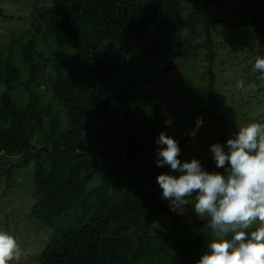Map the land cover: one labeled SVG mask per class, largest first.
<instances>
[{
  "label": "trees",
  "instance_id": "obj_1",
  "mask_svg": "<svg viewBox=\"0 0 264 264\" xmlns=\"http://www.w3.org/2000/svg\"><path fill=\"white\" fill-rule=\"evenodd\" d=\"M182 1L50 0L31 12L36 15L34 30L49 53L40 51L34 40L20 45V38L12 36L0 51V154L23 155L19 167L34 163L31 215L50 230L37 257L40 264H162L167 258L170 264H197L212 239L201 231L205 221L182 224L151 190L166 165L156 166V147L141 132L159 127L161 121L132 115L128 101L129 94H138L135 90L126 94L117 89L113 99L108 95L122 62L136 48L148 52L149 64H155V58L183 59L195 49L206 50L209 62L214 59L211 31L217 20L208 18V12L224 0H206L186 17ZM225 1L230 3L222 9L232 14H238L244 2ZM258 2L264 5V0ZM6 10L0 7V17L9 20ZM263 12L256 8L252 22L240 12L236 22L217 24L222 30L247 29L248 36L260 30ZM178 30L203 41L185 37L177 50L173 37ZM17 61L26 68L23 79ZM48 69V88L59 110L44 105L36 93ZM157 75L151 71L142 82ZM209 77L212 81V73ZM61 113L66 123L62 130ZM212 119L221 123L213 114ZM37 133L42 134L38 148L31 144ZM214 166L210 157L207 172ZM124 177L126 191L118 195ZM128 186H134L132 192ZM159 214L173 219L168 231L155 227ZM176 228L186 241L174 239Z\"/></svg>",
  "mask_w": 264,
  "mask_h": 264
},
{
  "label": "rangeland",
  "instance_id": "obj_2",
  "mask_svg": "<svg viewBox=\"0 0 264 264\" xmlns=\"http://www.w3.org/2000/svg\"><path fill=\"white\" fill-rule=\"evenodd\" d=\"M205 1L183 0L181 6L183 17L205 6ZM221 2L212 4L214 6L208 12V18L213 16L212 20H217V23L236 22L240 19V12L245 13L247 19L252 22L255 20V9L259 7L264 9V5L261 6L262 2L258 0H244L241 11L235 12L238 14H232L229 13L233 12L231 10H223L230 2L226 3L225 0ZM41 3L47 6L50 0H35L32 3L27 0L0 1V7L7 9L6 14L12 16L9 20L0 17V51L5 49L9 36H12L13 39L20 38V45L28 40H34L40 51L49 53V48L45 47L39 34H36L34 30L36 15H31L32 7H37ZM217 23L211 31L213 49L216 54L211 62L206 58V50L195 49L183 59L162 61L155 58L157 65L154 62L149 64L151 57L145 56L148 52L143 48H136L122 62L108 93L113 99L117 89L126 94L133 90L137 91L138 94H129L128 102L132 115L137 120L144 118L154 120L156 117L162 123L159 127L144 128L141 134L148 137L151 145L157 148L155 137L162 131L166 132L178 142L181 150L178 159L183 163L195 158L205 171H207L208 159L212 157L210 145L220 143L225 145V151H227V139L233 137L241 125L248 122L264 123V73L254 69L256 58L264 57V12L259 23L260 30L256 33L250 32L248 36H245L247 29L239 32L237 28L224 26L222 30V24ZM198 32L203 33V29L200 27ZM185 37L194 43L203 41L198 37L191 38L187 30H178L173 37L177 50L182 49V41ZM143 60L148 63L138 66ZM17 64L23 79L26 76V68L19 61ZM51 71L48 69L42 75L36 93L44 105L50 103L55 110H59L52 101L53 93L48 88L47 76L51 75ZM151 71H156L157 77L142 82ZM209 73L213 75L212 81L209 79ZM132 78L133 81L135 80L133 84H131ZM241 81H243L242 86ZM113 107L117 109L115 104ZM137 108L139 110H136ZM212 114L221 119L220 124L214 123ZM60 115L62 130L66 128V123L64 113ZM197 117H201L203 123L193 138L188 135V131L195 128ZM122 126L127 128L128 123L122 120ZM41 138L42 134L37 133L31 144L38 148L41 145ZM22 157L23 155H17L9 158L0 154V230L13 235L22 249L20 258L10 264H40L37 262V257L50 230L43 227L33 214L31 215L34 205V163L28 162L20 167L17 166L19 162H22ZM164 169L165 173L174 176L180 174L173 172L167 165ZM214 172L224 174V169L217 168L215 165L210 173ZM99 177V172L95 173V179L99 180ZM125 184L124 177L122 186L117 191L118 195L126 191ZM128 188L132 192L134 186H128ZM151 190L169 206V202L162 198V189L158 183L154 184ZM189 200V205L184 206L183 214L171 210L178 215V220L182 224L201 221L192 209L194 198ZM173 224L172 218L159 214L154 225L168 231ZM205 224L206 222L201 226V231L211 235V230ZM174 235V239L178 237L180 241H186L181 228H176ZM170 263L171 258H167L162 264Z\"/></svg>",
  "mask_w": 264,
  "mask_h": 264
},
{
  "label": "clouds",
  "instance_id": "obj_3",
  "mask_svg": "<svg viewBox=\"0 0 264 264\" xmlns=\"http://www.w3.org/2000/svg\"><path fill=\"white\" fill-rule=\"evenodd\" d=\"M254 69L264 73V57L256 58ZM202 123L197 117L188 135L194 138ZM155 144L156 166L180 173L156 177L162 198L172 211L183 214L194 197V213L211 230L212 239L197 264H264V123L241 125L227 139V151L220 143L210 145L212 159L224 174L203 170L195 158L182 163L178 142L164 131ZM21 254L16 238L0 230V264H10Z\"/></svg>",
  "mask_w": 264,
  "mask_h": 264
}]
</instances>
